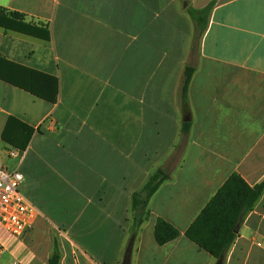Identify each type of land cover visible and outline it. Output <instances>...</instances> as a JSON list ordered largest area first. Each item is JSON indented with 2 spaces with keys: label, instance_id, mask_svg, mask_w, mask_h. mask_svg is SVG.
I'll return each instance as SVG.
<instances>
[{
  "label": "crops",
  "instance_id": "crops-1",
  "mask_svg": "<svg viewBox=\"0 0 264 264\" xmlns=\"http://www.w3.org/2000/svg\"><path fill=\"white\" fill-rule=\"evenodd\" d=\"M209 3L198 33L186 6ZM0 7L50 35L0 26V73L16 76L9 62L57 81L50 102L0 79V158L23 174L20 191L37 209L21 237L0 243V264H48L54 252L58 264H122L127 250L128 264H264V189L220 260L184 235L229 175L251 186L264 179V0ZM9 117L32 128L21 161L1 138ZM158 168L169 178L133 229L131 196ZM157 218L178 236L158 244Z\"/></svg>",
  "mask_w": 264,
  "mask_h": 264
},
{
  "label": "trees",
  "instance_id": "trees-1",
  "mask_svg": "<svg viewBox=\"0 0 264 264\" xmlns=\"http://www.w3.org/2000/svg\"><path fill=\"white\" fill-rule=\"evenodd\" d=\"M211 8L212 3L200 9L186 6V12L193 20L198 33H202L205 30ZM0 26L4 29H11L46 40L50 36L46 27L25 22L23 14L15 11H6L1 7ZM4 63L9 70H12L10 73L16 76L13 78V76L0 73V79L47 101L54 102L56 100L57 81L55 78L33 69L9 62ZM192 73L193 66L188 65L184 68L180 92L182 100L186 99V91ZM186 129L187 123H184L182 131H186ZM12 133L16 137L15 139L11 137ZM31 134L32 128L30 126L14 117H9L1 138L14 147L23 149ZM168 178L169 174L163 169L158 168L149 176L142 188L132 194L131 211L133 229L141 224L152 194ZM263 189L264 179L251 186L238 174L229 175L187 227L184 235L198 247L220 260L235 239V229L240 216L252 207ZM153 234L158 244H164L176 238L178 231L166 220L157 218ZM58 262V254L56 252L52 253L48 264H58Z\"/></svg>",
  "mask_w": 264,
  "mask_h": 264
},
{
  "label": "built area",
  "instance_id": "built-area-1",
  "mask_svg": "<svg viewBox=\"0 0 264 264\" xmlns=\"http://www.w3.org/2000/svg\"><path fill=\"white\" fill-rule=\"evenodd\" d=\"M21 149L11 148L8 157L21 161ZM23 174L9 169L0 158V225L12 236L21 237L30 227L37 209L20 191Z\"/></svg>",
  "mask_w": 264,
  "mask_h": 264
},
{
  "label": "rangeland",
  "instance_id": "rangeland-1",
  "mask_svg": "<svg viewBox=\"0 0 264 264\" xmlns=\"http://www.w3.org/2000/svg\"><path fill=\"white\" fill-rule=\"evenodd\" d=\"M182 2V0H180ZM14 237L11 236L1 225H0V243L7 244L8 242L13 241Z\"/></svg>",
  "mask_w": 264,
  "mask_h": 264
},
{
  "label": "water",
  "instance_id": "water-1",
  "mask_svg": "<svg viewBox=\"0 0 264 264\" xmlns=\"http://www.w3.org/2000/svg\"><path fill=\"white\" fill-rule=\"evenodd\" d=\"M235 232H236V229H235ZM128 263H129V251L127 250L122 264H128Z\"/></svg>",
  "mask_w": 264,
  "mask_h": 264
}]
</instances>
